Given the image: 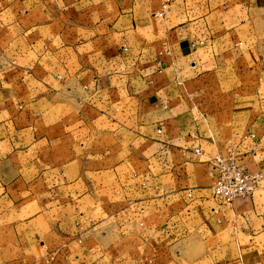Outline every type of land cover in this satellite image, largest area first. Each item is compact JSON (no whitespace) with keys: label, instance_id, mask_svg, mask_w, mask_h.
Segmentation results:
<instances>
[{"label":"crops","instance_id":"1","mask_svg":"<svg viewBox=\"0 0 264 264\" xmlns=\"http://www.w3.org/2000/svg\"><path fill=\"white\" fill-rule=\"evenodd\" d=\"M219 155L264 172V0H0V264H264Z\"/></svg>","mask_w":264,"mask_h":264},{"label":"built area","instance_id":"2","mask_svg":"<svg viewBox=\"0 0 264 264\" xmlns=\"http://www.w3.org/2000/svg\"><path fill=\"white\" fill-rule=\"evenodd\" d=\"M191 46L195 49L197 44L192 43ZM158 66L161 70L162 63L159 62ZM248 136L255 138L252 133ZM196 153L200 154L201 149H196ZM208 161L212 162L218 172L212 184L213 197L219 201L224 210L235 213L238 200L248 199L255 192L264 195V172H251L239 162L238 157L232 155H219Z\"/></svg>","mask_w":264,"mask_h":264},{"label":"rangeland","instance_id":"3","mask_svg":"<svg viewBox=\"0 0 264 264\" xmlns=\"http://www.w3.org/2000/svg\"><path fill=\"white\" fill-rule=\"evenodd\" d=\"M42 256H44V255L43 254H39L37 258L40 259V258H42Z\"/></svg>","mask_w":264,"mask_h":264}]
</instances>
